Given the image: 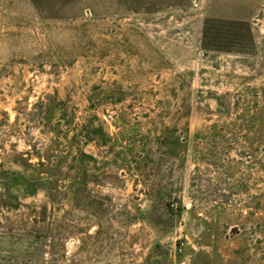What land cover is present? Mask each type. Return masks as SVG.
I'll return each mask as SVG.
<instances>
[{"label":"rangeland","instance_id":"obj_1","mask_svg":"<svg viewBox=\"0 0 264 264\" xmlns=\"http://www.w3.org/2000/svg\"><path fill=\"white\" fill-rule=\"evenodd\" d=\"M0 264H264V0H0Z\"/></svg>","mask_w":264,"mask_h":264},{"label":"built area","instance_id":"obj_2","mask_svg":"<svg viewBox=\"0 0 264 264\" xmlns=\"http://www.w3.org/2000/svg\"><path fill=\"white\" fill-rule=\"evenodd\" d=\"M182 249H180V251H181Z\"/></svg>","mask_w":264,"mask_h":264}]
</instances>
